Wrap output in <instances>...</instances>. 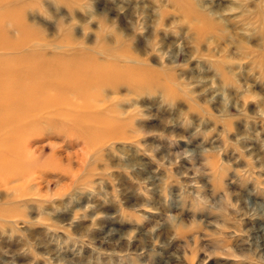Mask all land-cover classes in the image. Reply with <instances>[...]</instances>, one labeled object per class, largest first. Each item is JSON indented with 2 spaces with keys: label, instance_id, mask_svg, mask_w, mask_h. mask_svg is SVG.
Masks as SVG:
<instances>
[{
  "label": "rangeland",
  "instance_id": "374dc122",
  "mask_svg": "<svg viewBox=\"0 0 264 264\" xmlns=\"http://www.w3.org/2000/svg\"><path fill=\"white\" fill-rule=\"evenodd\" d=\"M0 12V66L93 87L80 98L45 71L21 80L50 89L0 131V264H264V0H1Z\"/></svg>",
  "mask_w": 264,
  "mask_h": 264
},
{
  "label": "bare ground",
  "instance_id": "6f19581e",
  "mask_svg": "<svg viewBox=\"0 0 264 264\" xmlns=\"http://www.w3.org/2000/svg\"><path fill=\"white\" fill-rule=\"evenodd\" d=\"M1 1V0H0ZM4 1V0H3ZM7 3V2H6ZM12 8V7H11ZM10 8V9H11ZM9 8H8V11H7V13L9 12V10H10ZM13 9V8H12ZM18 8H16V10H17ZM2 11V10H1ZM4 11V10H3ZM2 11V12H3ZM11 11V10H10ZM18 11V10H17ZM17 11H15V13H14V15L17 13L18 14V18L20 17L19 16V13L20 12H17ZM216 11V10H215ZM2 12H0V14L2 13ZM11 12H14V11H11ZM214 13V12H213ZM6 14V12H4V15ZM10 14V13H9ZM9 14H7L6 16H4L3 14V16H4V18H8L7 16H9ZM200 15H202V13H199ZM2 15H0V17L2 16ZM20 15H21V13H20ZM198 15V14H197ZM205 15V14H204ZM199 16V15H198ZM207 16V15H206ZM10 17V16H9ZM202 18H203V16H201ZM201 17H199V18H201ZM208 17V16H207ZM17 18V16H16V19H18ZM20 18H23L22 16L20 17ZM206 18V17H205ZM12 19H13V17H12ZM11 19V21L13 22L14 20H12ZM207 19V18H206ZM18 20H20V19H18ZM203 20V19H202ZM210 20V19H209ZM15 22V21H14ZM20 22H23V21H20ZM205 22V21H204ZM211 22V21H210ZM206 23V22H205ZM204 23V24H205ZM3 24V23H2ZM21 24H23V25H21L22 27L25 25V23H21ZM211 24V23H210ZM210 24H207L208 26H210ZM213 24V23H212ZM10 25H13V24H10ZM206 25V24H205ZM204 25V26H205ZM5 26V25H4ZM26 26H27V24H26ZM14 27V25L12 26V28ZM210 27H212V26H210ZM3 28H5V27H2V29ZM9 28V27H8ZM7 28V29H8ZM11 28V29H12ZM23 28H25V30H27V28L28 27H23ZM200 28H202V29H204L203 28V26L202 27H200ZM208 28V27H207ZM206 28V29H207ZM2 29H0V30H2ZM28 31H30V30H28ZM199 31V30H198ZM200 31H201V29H200ZM205 31V30H204ZM2 32H4V31H2ZM206 32V31H205ZM204 32V33H205ZM18 33V32H17ZM24 33H26V32H24ZM3 35H4V33H2ZM6 34H9L8 32H6ZM198 34H200V33H198ZM198 34H197V36H198ZM203 34V33H202ZM26 35V34H25ZM33 35V34H32ZM32 35H31V37H32ZM37 35V34H36ZM7 36V35H6ZM34 36V35H33ZM39 36V35H38ZM201 36V35H200ZM22 37H23V35H22ZM28 37V39L29 38H31V37H29V36H27ZM34 37H36V36H34ZM7 38V37H6ZM24 39H25V37H23ZM38 38V37H37ZM198 38H200V37H198ZM198 38H197V40H198ZM201 38H204V37H201ZM200 38V39H201ZM10 39V38H9ZM9 39H8V41H9ZM17 39V38H16ZM11 41H15V40H13V37H12V39H10ZM21 40V39H20ZM26 40V39H25ZM35 40H37L36 38H35ZM118 40V39H117ZM2 41H3V39H2ZM2 41H0V43H2ZM19 41V40H18ZM22 41V40H21ZM31 41V40H30ZM196 41V40H195ZM202 41V40H201ZM20 42V41H19ZM33 42V41H32ZM31 42V43H32ZM39 42V41H38ZM197 42V41H196ZM4 43H6V42H4ZM20 43H23V42H20ZM25 43V42H24ZM200 43V42H199ZM3 44V43H2ZM2 44H1V46H2ZM16 44H18L17 42H16ZM15 44V45H16ZM8 46V45H7ZM19 46V45H18ZM22 46V45H21ZM25 46H26V44H25ZM28 47V46H27ZM11 48V47H10ZM15 48V47H14ZM25 48V47H24ZM101 48H103V47H101ZM18 49V48H17ZM14 50V49H13ZM109 50H110V48L108 49V52L107 53H110L109 52ZM150 50V49H149ZM154 50V49H153ZM1 51H3V50H1ZM7 51V50H6ZM112 51H113V49H112ZM111 51V53H113ZM120 51H121V49H120ZM123 51V50H122ZM120 52V53H123V52ZM129 52H130V50H128ZM127 50H126V52H128ZM151 51V50H150ZM166 51V50H165ZM118 52V50L115 52V57L116 58H118L117 57V55H116V53ZM128 52V53H129ZM137 52V51H136ZM162 52V51H161ZM188 52V51H187ZM10 53V52H9ZM104 53H105V51H104ZM119 53V52H118ZM220 53V52H219ZM101 54H103V51H102V53ZM114 54V53H113ZM130 54V53H129ZM23 55V54H22ZM25 55V54H24ZM23 55V56H24ZM124 55H126L127 56V53L126 54H124ZM114 56V55H113ZM113 56H110V57H113ZM128 56H130V55H128ZM20 57H21V54H20ZM35 58H36V56H34ZM131 57H134V55H132ZM131 57H130V60L129 61H132V59H131ZM229 57V56H228ZM29 58V57H28ZM34 58V59H35ZM123 58V57H122ZM136 58V57H135ZM27 59V58H26ZM120 59H121V57H120ZM4 60V59H3ZM29 60V59H28ZM43 60V59H42ZM122 60H124V58L122 59ZM126 60H127V58H126ZM32 62V61H31ZM40 62V61H39ZM44 62V61H43ZM71 62V61H70ZM111 62V61H110ZM109 62V63H110ZM4 63V62H3ZM34 63H36V62H34ZM109 63H107V64H109ZM115 63H116V61H115ZM136 63V62H135ZM0 64H2V63H0ZM43 64H45V63H43ZM73 64V63H72ZM105 64V63H104ZM228 64V63H227ZM35 65V64H34ZM37 65H38V63H37ZM106 65V64H105ZM131 65V64H130ZM133 65V64H132ZM229 65V64H228ZM100 66H102L103 67V65H102V63L100 64ZM99 66V67H100ZM110 66V65H109ZM120 66V65H119ZM119 66H117V67H119ZM138 66H140V65H138ZM138 66H137V68H138ZM231 66V65H230ZM2 67V65L0 66V68ZM37 67V66H36ZM98 67V66H97ZM98 67V68H99ZM102 67H100L99 69H92V71H91V73H90V77L91 76H97V79H95V78H93L94 79V81L96 82L97 80H98V78L100 77V76H103L104 74H106L105 73V70H103V68ZM108 67V66H107ZM136 66H134L133 68H131V66H130V69H136L135 68ZM217 67H219V66H216V68ZM34 68V67H33ZM33 68L32 69H28V70H22V71H18V70H11L10 69V71H9V69H6V67H2L1 69H0V131H1V129L3 130V128H4V126H6V125H10L11 124V121H12V115H13V112H14V108L15 107H18V108H20V107H22L23 105H25L26 104V106H27V103L26 102H28L29 101V97L31 98L33 95H35V96H37V97H39L40 98V102L41 103H44L43 105L45 106L46 105V103H47V101H46V99H44L45 97H43V91H46L45 90V87L46 88H49V87H47L48 86V84H49V82H47L48 80L47 79H45V78H47V77H44V78H42L41 79V81L40 82H36L34 85H30L28 82H27V84L25 83V84H23V82H21V80H23V78H28L29 79V77H33V75H35L36 73L38 74V73H40V72H44L45 71V73L48 75V77H57V78H55V81L54 82H56V86H57V89H62V87L63 88H69V89H71V91H72V93L74 92L75 93V91H76V94H78L79 95V97L80 96H82V94L81 93H83V92H85L84 90H86V92H87V90H89V89H92L91 87H89V89H86L85 88V85H83V84H81V82H80V84L79 85H71L70 83H69V78L71 77H69L68 78V82H66V79H63L62 77H66V76H68L69 74H73L72 76H75L74 74L75 73H70V72H68V74H67V69L65 70V69H55V68H52V67H49V66H40L39 65V67L38 68H35L34 70H33ZM92 68V67H91ZM90 68V69H91ZM126 68V67H125ZM140 68H141V66H140ZM263 68V67H262ZM217 69H219V68H217ZM220 69H221V66H220ZM231 69V68H230ZM114 70V69H113ZM122 70V69H121ZM224 70H225V68H224ZM112 71V70H111ZM132 71V70H131ZM223 71V70H222ZM231 71V70H230ZM234 71V70H233ZM114 73H112L113 74V76H116V75H114L115 74V72H116V70L115 71H113ZM127 72H128V70H127ZM145 72V71H144ZM143 72V73H144ZM235 72V71H234ZM109 73V72H108ZM134 72H131V74H133ZM140 73V72H139ZM218 73H220V72H218ZM227 73V72H226ZM231 73H233V72H231ZM138 74V73H137ZM137 74H136V76H137ZM150 74V73H149ZM148 74V75H149ZM152 74V73H151ZM160 74V73H159ZM223 74V73H222ZM110 75H111V73H110ZM118 75H119V73H117V76L116 77H105V79L107 80L108 78H111V80L114 82V81H119V79L120 78H122V77H118ZM152 75H154V74H152ZM225 75V74H224ZM229 75V74H228ZM232 75V74H231ZM237 75V74H236ZM8 76H11V77H8ZM12 76H14V77H12ZM99 76V77H98ZM135 76V78H136V80L134 81V82H137V77ZM151 76V75H150ZM223 76V75H222ZM226 76V75H225ZM78 77V78H77ZM82 79V77H84V76H80V74L79 75H76V78L77 79H80V78ZM144 77H146V75H144ZM167 77H169V76H167ZM221 77V76H220ZM62 78V79H61ZM140 78V77H139ZM138 78V79H139ZM155 78V77H154ZM101 79V78H100ZM104 79V80H105ZM124 79V78H123ZM129 79H130V77H129ZM141 79V78H140ZM139 79V80H140ZM143 79V78H142ZM142 79H141V81H142ZM145 79V78H144ZM39 80V78H37V81ZM50 81H51V79H49ZM85 81H87L86 79H84ZM150 80V79H149ZM149 80H148V82H149ZM72 81V80H71ZM70 81V82H71ZM81 81H83V79L81 80ZM94 81H92L90 78L88 79V81L86 82V83H88V85L90 86V83L91 84H93L92 82H94ZM121 81V80H120ZM155 81V80H154ZM8 82H10L9 84H8ZM97 82H99V81H97ZM95 83L96 85H98L99 83L101 84V80H100V82L99 83ZM107 82H108V85H109V83L111 82L110 80L108 81L107 80ZM113 82H111L110 84H112ZM123 82H125V81H123ZM122 82V83H123ZM134 82H133V84H134ZM147 82V83H148ZM83 83V82H82ZM121 83V82H120ZM132 83V82H131ZM54 84V83H53ZM99 84V85H100ZM114 84V83H113ZM127 84V83H126ZM136 84V83H135ZM98 85V86H99ZM128 85V88H129V85H131V84H127ZM149 85H151L150 83H149ZM126 86V85H125ZM145 86V85H144ZM158 86V85H157ZM96 87V86H95ZM131 87V86H130ZM134 88V87H133ZM148 88V87H147ZM146 88V89H147ZM157 88V87H156ZM50 89V88H49ZM52 89V88H51ZM55 89V88H54ZM57 89H55V90H57ZM84 89V90H83ZM98 89V88H97ZM102 89V88H101ZM130 89V88H129ZM135 89V88H134ZM53 90V89H52ZM53 91V92H56V91ZM73 90H75V91H73ZM78 90L80 91L79 93H78ZM156 90V89H155ZM53 92H48V93H51L50 95H52L53 94ZM64 92H65V90H64ZM85 92V93H86ZM47 93V94H48ZM84 93V94H85ZM43 94V95H42ZM61 94V93H60ZM66 94H67V91H66ZM71 94V93H70ZM83 94V95H84ZM49 95V96H50ZM55 95V94H54ZM65 95V94H64ZM72 96H73V94H71ZM75 95V94H74ZM86 95V94H85ZM84 95V96H85ZM47 96V95H46ZM74 97H78V96H74ZM78 97V98H79ZM93 97H94V95H93ZM99 97V96H98ZM102 97V96H101ZM36 98V97H35ZM34 98V99H35ZM52 98V97H51ZM56 98H57V96H56ZM54 99V97L52 98V100H56L57 101V99ZM62 98V97H61ZM77 98V99H78ZM81 98V97H80ZM97 97H96V95H95V99H96ZM115 98V97H114ZM94 99V98H93ZM94 99V100H95ZM28 100V101H27ZM49 100L51 101V99L49 98ZM73 100H75V99H73ZM73 100L71 101L72 103H75V102H73ZM105 100V99H104ZM33 101H35V100H33ZM36 101H38V100H36ZM50 101H49V103H50ZM55 101V102H56ZM39 102V103H40ZM63 102L64 103H66L67 102V100H66V102L65 101H61L60 100V104L62 103L63 104ZM91 102V101H90ZM49 103H48V105H49ZM88 103V102H87ZM51 104H53V103H51ZM60 104L58 105V106H60ZM62 104H61V106H62ZM67 104H69L70 106H71V103H66V105ZM82 104L83 103H81V107H82V109H83V106H82ZM90 104H92V106H93V103H90ZM42 105V104H41ZM54 105V104H53ZM77 105V104H76ZM76 105H75V107H76ZM94 105H95V103H94ZM25 106V107H26ZM50 106V105H49ZM55 106V105H54ZM65 106V105H64ZM77 106H79V104L77 105ZM80 106H79V108H80ZM97 106L98 105H96V108H97ZM40 107V106H39ZM67 107V106H66ZM66 107H65V109H66ZM84 107H90L89 109L90 110H93V108L91 107V105L89 106H86V105H84ZM27 109H29L28 107H26ZM31 108H33V107H31ZM46 108V107H45ZM25 109V108H24ZM68 109V108H67ZM63 110L64 112H67L68 113V110ZM71 109V108H70ZM74 111H75V109L74 108H72ZM71 109V110H72ZM88 109V108H87ZM46 110V109H45ZM71 110H70V112H71ZM85 112L87 111L85 108L83 109ZM96 110V109H95ZM263 110V109H262ZM27 111V110H26ZM41 112L42 111H44V109L43 110H40ZM77 111V110H76ZM81 111V110H80ZM33 112V111H32ZM36 112V111H35ZM38 112V111H37ZM59 113L61 112V110L60 111H58ZM58 112H56V113H58ZM97 112V111H96ZM99 112V113H98ZM97 112V114H99L100 115V111H98ZM18 113H20V112H18ZM62 113V112H61ZM60 113V114H61ZM73 113H75V112H73ZM73 113L71 114H68V115H70V117H72L73 119H75L74 117L75 116H77V115H75V114H77V112L73 115ZM83 113V112H82ZM89 113V112H88ZM93 113H94V111H93ZM14 114H15V112H14ZM16 114H17V112H16ZM30 114V113H29ZM37 114V113H36ZM45 114V113H44ZM66 114V113H65ZM95 115L94 116H97L96 115V113H94ZM101 114H103V112H101ZM35 115V114H34ZM41 115V114H40ZM39 115V116H40ZM62 115V114H61ZM72 115V116H71ZM98 115V116H99ZM105 115V114H104ZM20 116V115H19ZM27 116H28V114H27ZM58 116V115H57ZM64 116H66V115H64ZM63 115H62V118L64 117ZM74 116V117H73ZM17 117V116H16ZM26 117V116H25ZM68 117V116H67ZM69 117V119L71 120V118ZM91 117H93V116H91ZM26 118H30V117H26ZM39 117H37V119H38ZM96 118V117H95ZM64 119V118H63ZM66 120H67V118H65ZM72 119V120H73ZM97 119V118H96ZM107 118H105V120H106ZM113 119V118H112ZM29 120V119H28ZM90 121L92 120V118H90L89 119ZM107 120H109V118L107 119ZM114 120V119H113ZM69 121V120H68ZM89 121V122H90ZM93 121V120H92ZM103 120H101V124L104 122H102ZM122 121V120H121ZM55 122V121H54ZM71 122V121H70ZM77 122H79V121H77ZM77 122H74V124L75 123H77ZM93 122H96V120H94ZM21 123H23V122H21ZM34 123V122H33ZM36 123V122H35ZM40 123V122H39ZM85 123V122H84ZM98 123H100V122H98ZM106 123H108V121L106 122ZM114 123V122H113ZM124 123V122H123ZM24 124V123H23ZM41 124V123H40ZM56 124V123H55ZM73 124V123H72ZM119 124V123H118ZM118 124H116L117 126H118ZM39 125V124H38ZM75 125H77V124H75ZM80 125V124H79ZM77 126V128L78 127H80V126ZM89 125V124H88ZM94 124H92V126H93ZM97 125L98 124H96V126L95 127H97ZM103 125V124H102ZM111 125H112V122H111ZM37 125L35 124V127H36ZM65 126V125H64ZM67 127H68V125H66ZM65 126V127H66ZM110 126V125H109ZM117 126H113V127H115V128H117ZM3 127V128H2ZM91 126H88V128H90ZM94 127V126H93ZM93 127H92V129H93ZM94 127V128H95ZM101 127V126H100ZM103 127V126H102ZM101 127V129H103L104 130V128H105V126H104V128H102ZM34 128V127H33ZM87 128V126L85 127L84 126V129H86ZM87 128V129H88ZM97 128H99V126L97 127ZM96 128V129H97ZM123 128V127H122ZM69 129H71V127L69 126ZM72 129H74V128H72ZM79 129V128H78ZM86 129V130H87ZM91 129V128H90ZM96 129H94L93 130V132L94 131H96ZM114 129V128H113ZM119 129H120V127H119ZM118 129V130H119ZM32 130V129H31ZM75 130V129H74ZM89 130V129H88ZM87 130V131H88ZM99 130V129H98ZM97 130V131H98ZM105 130H106V128H105ZM108 130H110V128L108 127ZM117 130V131H118ZM78 131V130H77ZM102 130H100L99 132H101ZM79 132V135H81V133H80V131H78ZM84 132H85V130H84ZM106 132V131H105ZM86 133V132H85ZM88 133H90V132H88ZM116 133V132H115ZM119 133V132H118ZM117 133V134H118ZM108 134V133H107ZM120 134V133H119ZM118 134V135H119ZM19 135V134H18ZM86 135V134H85ZM97 135V134H96ZM104 135H105V133H104ZM110 136L112 135V136H115L114 134H113V131H112V134H109ZM25 136V135H24ZM82 136V135H81ZM87 136V135H86ZM94 136H95V134H94ZM109 136V138H111ZM119 136H121V135H119ZM118 136V138H120ZM96 138H97V136H95ZM122 137V136H121ZM20 138V137H19ZM85 138V137H84ZM91 138H93L92 136H91ZM99 138V137H98ZM101 138V137H100ZM105 138H108L107 137V135L105 136ZM112 138H114V137H112ZM124 138V137H123ZM21 139V138H20ZM95 139V138H94ZM102 139V138H101ZM93 140V139H92ZM100 140V139H99ZM1 141V140H0ZM87 141V140H86ZM89 141H90V143H91V140L89 139ZM95 141H97V139H95ZM94 141V142H95ZM101 141H103V140H101ZM101 141H99V143L101 142ZM3 142V141H2ZM16 142V141H15ZM93 142V141H92ZM98 142V141H97ZM95 144H96V142H95ZM1 145H2V143H1ZM6 145V144H5ZM99 145V144H98ZM11 146V145H10ZM91 146V145H90ZM100 146V145H99ZM6 147H8V146H6ZM93 147H95L94 145L92 146V148ZM96 147H98V146H96ZM5 148V147H4ZM8 149V148H7ZM4 162V161H3ZM7 169V168H6ZM22 169V168H21ZM28 170V169H27ZM27 170H25V171H27ZM6 171V170H5ZM9 171V170H8ZM20 171V170H19ZM25 171H21V172H25ZM7 173V172H6ZM17 173H19L18 171H17ZM11 174H13V173H11ZM20 175V174H19ZM23 175V174H22ZM29 177V176H28ZM22 178V177H21ZM31 178H33V177H31ZM19 179H20V177H19ZM23 183V182H22ZM23 188V187H22ZM20 190V189H19ZM261 248H264V246L261 244Z\"/></svg>",
  "mask_w": 264,
  "mask_h": 264
}]
</instances>
